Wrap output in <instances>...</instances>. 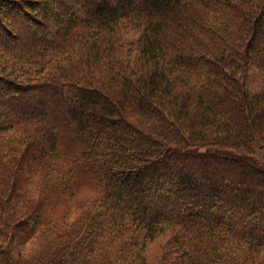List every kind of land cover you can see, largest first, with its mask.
<instances>
[{
  "label": "trees",
  "instance_id": "trees-1",
  "mask_svg": "<svg viewBox=\"0 0 264 264\" xmlns=\"http://www.w3.org/2000/svg\"><path fill=\"white\" fill-rule=\"evenodd\" d=\"M0 264H264V0H0Z\"/></svg>",
  "mask_w": 264,
  "mask_h": 264
},
{
  "label": "rangeland",
  "instance_id": "rangeland-1",
  "mask_svg": "<svg viewBox=\"0 0 264 264\" xmlns=\"http://www.w3.org/2000/svg\"><path fill=\"white\" fill-rule=\"evenodd\" d=\"M138 30H134L132 32L127 33L124 37H127L130 40H135L136 37L139 35ZM249 76L251 78V81L249 82V86L252 89H257L259 86V76L254 74L253 71L249 70ZM163 238L157 240L156 242L149 244L147 247V257L149 258V260L153 263H155L158 259V255L160 252V245L162 244Z\"/></svg>",
  "mask_w": 264,
  "mask_h": 264
}]
</instances>
